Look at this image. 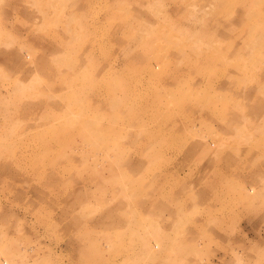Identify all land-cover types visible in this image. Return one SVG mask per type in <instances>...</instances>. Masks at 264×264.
<instances>
[{
  "label": "rangeland",
  "instance_id": "obj_1",
  "mask_svg": "<svg viewBox=\"0 0 264 264\" xmlns=\"http://www.w3.org/2000/svg\"><path fill=\"white\" fill-rule=\"evenodd\" d=\"M263 32L264 0H0V264H264Z\"/></svg>",
  "mask_w": 264,
  "mask_h": 264
},
{
  "label": "bare ground",
  "instance_id": "obj_2",
  "mask_svg": "<svg viewBox=\"0 0 264 264\" xmlns=\"http://www.w3.org/2000/svg\"><path fill=\"white\" fill-rule=\"evenodd\" d=\"M253 21V20H252ZM247 23H248V21H247ZM252 24V23H251ZM252 26V25H251ZM213 27V26H212ZM260 27V26H259ZM255 28V27H254ZM195 29V28H194ZM212 29V28H211ZM253 29V28H252ZM179 30V29H178ZM197 30V29H196ZM200 30H201V28H200ZM200 30H198V32L200 31ZM203 30V29H202ZM208 30H209V28H208ZM212 30H214V29H212ZM212 30H210V31H212ZM186 31H189V30H186ZM249 31H250V29H249ZM253 31V30H252ZM261 31H263V30H261ZM209 32V31H208ZM202 33H205V30L204 31H202ZM264 33V32H263ZM189 34V33H188ZM194 34H195V32H194ZM199 34H201V32L199 33ZM206 34H207V32H206ZM182 35V34H181ZM184 35V34H183ZM185 35H186V32H185ZM212 35V34H211ZM252 35V34H251ZM253 35H255L254 33H253ZM257 35V34H256ZM261 35V34H260ZM200 36H202L203 37V34H201ZM248 36V35H247ZM50 37V36H49ZM181 37V36H180ZM189 37V36H188ZM194 37H198L197 35L196 36H194ZM205 37L206 36H204V38L203 39H205ZM208 37H209V35H208ZM211 37V36H210ZM253 37V36H252ZM254 38V37H253ZM62 39V38H61ZM184 39H185V37H184ZM198 38H196V40H197ZM211 39V38H210ZM258 39V38H257ZM256 39V40H257ZM259 39H260V37H259ZM262 39V38H261ZM73 40V39H72ZM200 40V39H199ZM198 40V41H199ZM46 41V40H45ZM55 41V40H54ZM259 41V40H258ZM263 41H264V39H263ZM249 42H254V41H249ZM262 44V43H261ZM263 44H264V42H263ZM258 45H259V43H258ZM255 45H253V47H254ZM44 47V46H43ZM199 47V46H198ZM196 48H197V46H196ZM259 48V47H258ZM260 49H261V47H260ZM262 49H263V45H262ZM27 52V51H26ZM25 53V52H24ZM18 56H19V58H18V64L19 65H25V64H27V62L29 61V59H30V54L29 53H25V54H23V51L22 52H18ZM5 58L6 59H8V60H14L15 59V53L14 52H6L5 53ZM137 57H135L134 59H136ZM134 59H133V61H134ZM45 60V59H44ZM41 61H43L42 60V58H41ZM45 62V61H44ZM43 63V62H42ZM45 64V63H44ZM51 68V67H50ZM54 68V67H53ZM56 69V68H55ZM55 69H53V70H55ZM98 69V68H97ZM50 70V69H49ZM52 71V70H51ZM56 71V70H55ZM57 75V74H56ZM65 76V75H64ZM59 77V76H58ZM66 77V76H65ZM56 78V77H55ZM53 79V78H52ZM57 81V80H56ZM68 81V80H67ZM93 82V81H92ZM47 83H48V81H47ZM53 83V82H52ZM57 83V82H56ZM59 83V82H58ZM65 83H67V82H65ZM65 83H64V85H65ZM50 84V83H49ZM55 84V83H54ZM89 84V83H88ZM52 85V84H51ZM63 85V86H64ZM62 86V85H61ZM62 86V87H63ZM53 87V86H52ZM64 87H66V86H64ZM88 87V86H87ZM83 89H85V90H87V89H89V88H83ZM83 91V90H82ZM88 91V90H87ZM80 93H81V91H79ZM78 92V93H79ZM83 93V92H82ZM85 93H87L86 91H85ZM88 94H90V93H88ZM88 98V97H87ZM87 98H85V99H87ZM30 103H33V102H30ZM48 103V102H47ZM103 103V102H102ZM261 104H262V102H261ZM28 105H29V103H28ZM33 105V104H32ZM34 107H33V109L35 108V105H33ZM43 106V105H42ZM41 106V107H42ZM29 107V106H28ZM27 107V108H28ZM48 107V106H47ZM30 108V107H29ZM36 109V108H35ZM156 246V245H155Z\"/></svg>",
  "mask_w": 264,
  "mask_h": 264
}]
</instances>
